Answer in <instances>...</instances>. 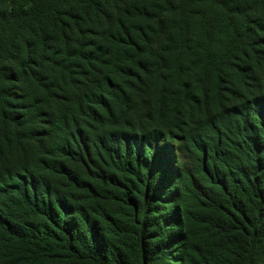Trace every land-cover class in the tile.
<instances>
[{
  "label": "trees",
  "instance_id": "1",
  "mask_svg": "<svg viewBox=\"0 0 264 264\" xmlns=\"http://www.w3.org/2000/svg\"><path fill=\"white\" fill-rule=\"evenodd\" d=\"M0 264H264V0H0Z\"/></svg>",
  "mask_w": 264,
  "mask_h": 264
}]
</instances>
